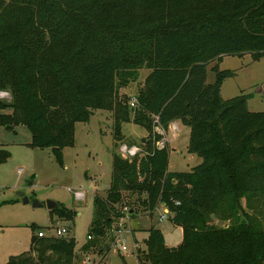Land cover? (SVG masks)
<instances>
[{"label": "trees", "instance_id": "1", "mask_svg": "<svg viewBox=\"0 0 264 264\" xmlns=\"http://www.w3.org/2000/svg\"><path fill=\"white\" fill-rule=\"evenodd\" d=\"M159 1L0 0V91L11 92L8 102L0 101V125L27 126L32 145L51 147L60 158L74 145L75 122L88 120L91 107L116 106L119 89L135 80L139 69H149L136 105H129L128 96L114 117L113 137L119 147L121 125L133 112V121L151 133V140L130 159L113 152L110 185L104 196H93L88 239L102 236L124 215L118 203L129 192L150 211L163 203L182 230L181 242L167 246L160 228L151 225L138 264H264V226L244 212L242 203L264 198V111L248 110L249 95L222 99V82L233 70H220L216 63L215 80L207 82L213 60L246 52L254 59L264 56V0H183L180 8L142 12L149 27L137 33L144 35L138 46L110 47L120 32L110 31L105 19ZM86 3L91 8L77 15L88 32L99 34L103 50L57 58L48 50L61 22L57 9L70 13ZM130 25L122 22L123 29ZM174 120L189 128L187 151L202 158L190 171H169V152L157 146L162 136L154 128L167 130ZM53 209L59 218L74 220L71 209L59 204ZM241 214L246 221L239 220ZM212 216L230 223L218 226ZM68 230L65 237L33 236L35 255L12 257L8 264H72L75 239Z\"/></svg>", "mask_w": 264, "mask_h": 264}, {"label": "rangeland", "instance_id": "2", "mask_svg": "<svg viewBox=\"0 0 264 264\" xmlns=\"http://www.w3.org/2000/svg\"><path fill=\"white\" fill-rule=\"evenodd\" d=\"M182 3L183 0H160L137 12H117L115 17L105 19L110 31L120 32L119 42L110 47L123 51L125 46H138V41L142 40L144 35L137 33L144 26L149 27V23L144 25L146 20H141L142 12L158 14L166 8H180ZM84 8L90 9V3L76 6L70 13L62 7L57 9L61 22L54 46L48 48L57 58L85 56L88 48L100 52L103 50L99 34L88 32L77 15V12ZM93 11L96 13V5ZM124 21L131 22V29L122 28ZM106 41L112 42L110 38ZM216 63L220 70L234 71L233 76L225 78L222 82V99L227 100L241 94L249 95L248 110L263 112L264 56L254 59L251 52H246L242 55H224L219 60H213L207 65V82L215 80L212 67ZM149 71L145 67L139 69L137 78L119 89L116 106L111 109L91 107L88 120L75 122L74 145L65 147L60 158L51 147L32 145V133L27 126L18 125L7 129L0 125V264H8L12 257L31 254V239L39 230H43L47 236H53L55 227L62 226H70L71 235L75 239L72 264H138L136 256L140 250L146 249L145 238L151 225L163 231L167 246H175L181 242V227L171 222V214H166V219H160L161 214L166 213V208L160 204L150 211L141 200H137V194L131 195L129 192H123L124 199L118 206L120 209L125 206L132 208L133 215L130 211L124 214L123 219L116 217L112 226L102 236L93 235L88 239L93 218V196H104L110 185L113 152L123 158H131L123 155L119 151L120 148L115 146L114 117L121 112V106L126 104L127 97L135 96L139 88L146 84ZM3 91H6L9 97H0V101L8 102L11 92H0ZM178 125L179 130H174V126L169 125L167 130L156 126L154 131L161 134L159 141L163 142L169 152L168 170L190 171L193 166L201 163L202 158L187 151L189 128L181 123ZM120 130L124 136L123 144L135 145L141 150L145 149L142 139L151 140L152 137L143 126L133 121V112H130V119L122 123ZM17 168H22L21 174L17 173ZM18 192L24 193L28 203L22 202ZM146 197L147 194L142 193L140 199ZM35 200L40 203L39 206L33 205ZM47 200L56 201L60 207L71 209L74 212V220L59 218L56 209H48ZM249 201L251 203L246 206L242 200L244 212L256 223L264 226V198ZM246 219L245 214L239 216L241 221ZM120 221L126 226L121 238L129 250L133 241L136 242L140 246L136 253L129 251L123 254L117 251L113 236ZM211 222L225 228L230 220H220L212 216Z\"/></svg>", "mask_w": 264, "mask_h": 264}, {"label": "built area", "instance_id": "3", "mask_svg": "<svg viewBox=\"0 0 264 264\" xmlns=\"http://www.w3.org/2000/svg\"><path fill=\"white\" fill-rule=\"evenodd\" d=\"M9 97V94L6 92V91H3V92H0V97ZM135 103H136V95L134 96H131L129 97V105L131 107H134L135 106ZM174 130H176V128L174 127ZM157 146L158 147H163L164 144L163 142L161 141H158L157 143ZM119 148H120V152L125 155V156H134L139 150L140 148H138L137 146L135 145H131V146H126L125 144H120L119 145ZM22 168H17V173L18 174H21L22 173ZM78 195H80V193H78ZM178 203V202H176ZM164 204L162 203L161 206L163 208H165L163 206ZM122 211L124 212V214L126 215V213H128V210H127V207H124L122 209ZM168 210L166 208V213L165 214H161L160 216V219H166V214H168ZM124 218V215L120 217V219H123ZM125 225L122 224V222H118L115 229H114V233L115 235L113 236L114 237V244L117 245V251L125 254L127 252L130 251V253H136L137 249L140 247L136 242H133L132 244V248L129 250L128 247L126 246V244L124 243V240L121 238L123 233H124V230H125ZM68 227L67 226H62V227H55V231H54V235L55 237H65L68 235ZM47 236L45 234V232L43 230H39L36 234V237H45Z\"/></svg>", "mask_w": 264, "mask_h": 264}, {"label": "water", "instance_id": "4", "mask_svg": "<svg viewBox=\"0 0 264 264\" xmlns=\"http://www.w3.org/2000/svg\"><path fill=\"white\" fill-rule=\"evenodd\" d=\"M263 90H264V85H263ZM144 140H145V138L142 139V141H144ZM18 196H20L22 198V202L23 203H28V198L26 196H24V193L23 192H18ZM33 205L34 206H39L40 203L35 200L33 202ZM46 205H47L48 209L51 210V209L57 207L58 206V203L56 201H53V200H47Z\"/></svg>", "mask_w": 264, "mask_h": 264}, {"label": "crops", "instance_id": "5", "mask_svg": "<svg viewBox=\"0 0 264 264\" xmlns=\"http://www.w3.org/2000/svg\"><path fill=\"white\" fill-rule=\"evenodd\" d=\"M178 123H180V121L179 120H174V121H172L171 123H170V127H171V125L172 126H174L177 130H179V125H178ZM161 230V229H160ZM162 231V230H161ZM163 232V231H162ZM164 235V234H163ZM164 238H165V236H164ZM134 242V241H133Z\"/></svg>", "mask_w": 264, "mask_h": 264}]
</instances>
